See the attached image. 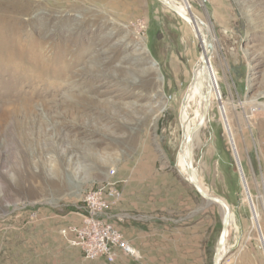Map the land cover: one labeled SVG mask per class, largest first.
Masks as SVG:
<instances>
[{"label":"rangeland","instance_id":"rangeland-1","mask_svg":"<svg viewBox=\"0 0 264 264\" xmlns=\"http://www.w3.org/2000/svg\"><path fill=\"white\" fill-rule=\"evenodd\" d=\"M175 1L208 25L214 43L217 96L194 129L192 166L233 215L221 264H264L262 204L253 225L243 190L246 182L254 194L264 176V0ZM200 53L189 27L157 0H0V264H101L59 230L77 222L89 189L107 181L121 189L136 173L135 200L150 207L128 201L121 215L151 216L152 194L172 190L192 196L178 228L191 224L203 239L130 246L141 259L123 264H211L221 211L175 166L180 103ZM187 111L195 125L198 104Z\"/></svg>","mask_w":264,"mask_h":264},{"label":"built area","instance_id":"built-area-1","mask_svg":"<svg viewBox=\"0 0 264 264\" xmlns=\"http://www.w3.org/2000/svg\"><path fill=\"white\" fill-rule=\"evenodd\" d=\"M115 174L110 170L109 175ZM254 183V194L245 182L243 186L245 200L250 210L251 221L258 216V203L262 204L264 216V176H260ZM115 181H107L89 189L83 196L82 208L76 213L77 222L64 226L59 230L60 237L73 249L79 251L89 261L104 260L107 264L115 262L116 251H121L134 261L139 262L141 256L130 247L122 234L113 224L108 222L107 212L118 206L121 192ZM243 185V183H242ZM117 221L123 222V216H117ZM260 233V242L264 245V238Z\"/></svg>","mask_w":264,"mask_h":264},{"label":"crops","instance_id":"crops-1","mask_svg":"<svg viewBox=\"0 0 264 264\" xmlns=\"http://www.w3.org/2000/svg\"><path fill=\"white\" fill-rule=\"evenodd\" d=\"M142 180V175L136 173L133 179H127V181L125 182L126 184L122 187H125L124 191L122 190V188H118V183L116 182V186L121 192V199L118 206L111 208L107 212V219L108 222L113 224L115 228L122 234L124 240L130 246H194V243L197 244V242L202 241V232H200V234H198L197 232V236L194 240L191 224H189L188 227L184 229L178 228V224H184L186 226V217L187 215L192 214L191 209L188 212L185 211V207L187 205L183 201V199L185 198L191 200L192 196L186 197L180 194L173 193L172 190L169 191L168 195H166V193V196H161V191H158L157 189V192L152 194V209L147 211L151 212L149 213L151 214V216H128L121 215L118 212L120 210L127 211L131 209L128 201L134 202L132 209H137L138 211H145L143 210L145 207L147 209L150 207L149 205L146 206L145 203L142 204L138 200H135L136 198H139V189L143 186ZM129 191H131L132 194V196L130 197L126 195L129 194ZM117 216H123L124 221L122 223L117 221ZM145 221L148 222V225L146 224L147 226L145 225ZM124 222H127L128 226H130L126 230H123L121 228V224H123ZM134 222H137V227L134 225ZM140 222H142V224L144 225H139ZM129 229L136 231L137 236L135 239L132 236V231H129ZM128 257L129 256H127L123 252L116 251V258L114 263L119 261L123 264L125 259L130 261V257ZM96 261L101 264H106L102 259Z\"/></svg>","mask_w":264,"mask_h":264},{"label":"bare ground","instance_id":"bare-ground-1","mask_svg":"<svg viewBox=\"0 0 264 264\" xmlns=\"http://www.w3.org/2000/svg\"><path fill=\"white\" fill-rule=\"evenodd\" d=\"M170 2L173 5H175L178 10H181L182 12H187L189 15L192 14L195 16V18L199 19L188 8L185 9L182 2H177L175 0H170ZM202 23L204 25L203 26L200 25L201 28L196 27L195 24H193L191 27L188 26L187 24L186 25L189 27V29L193 35V38L199 42L201 52H202V50L204 51V49L206 48L208 39H210V43L212 46V53H213L214 43H213L211 32L209 30L208 25L204 22H202ZM211 56H212V54L210 55V57ZM199 57H200V55L198 56L195 64L196 63L200 64ZM210 57L208 60H210ZM195 64L193 65V68H194ZM216 86H217L216 75H215V73L210 71V66L208 65L206 69L201 70V68H199V70L197 71V83L194 87L193 92L187 94L185 91L184 95L182 97V98H185V106L183 109L184 111H182V113H181V122H182V129H183V135L182 136L184 137V141L182 140V136H181L180 143H179L180 145H179L176 157H175V166L179 169L178 171L181 175H183V179L185 181H186L187 163L189 162V160H191V162H193L192 137H193L194 129H195V127H196V129H199L203 125V121H205V117H206V114L208 112L209 106L212 103V95H213V97L215 95L217 96ZM186 90H187V88H186ZM190 103L198 104V112L195 113L197 123L195 125L191 124L192 123L191 122V119H192L191 114L188 113V111H187L188 108L190 109ZM187 136H189V138H190L191 158L188 157V144L185 142V138ZM192 175H193V178H195L196 181L198 182L199 186L206 192V190L203 188V186L199 182V180L197 178L196 171L193 168V166H192ZM206 193H208V192H206ZM208 194H210V193H208ZM206 205H210V204L206 203ZM232 216H230V219H232ZM259 220H260V216L258 214L257 218H254V223H256ZM231 221L232 220H230V224H231ZM252 224H253V220H252ZM227 251H228V248H227V246H225V243H224V249L222 250L221 255L222 254L225 255V253H227Z\"/></svg>","mask_w":264,"mask_h":264},{"label":"water","instance_id":"water-1","mask_svg":"<svg viewBox=\"0 0 264 264\" xmlns=\"http://www.w3.org/2000/svg\"><path fill=\"white\" fill-rule=\"evenodd\" d=\"M157 1L159 3L161 2L164 5V7L169 9V11H171L173 14H175L182 22H184L188 26L191 27L193 24H195L196 27L201 28V26L204 25L199 19L195 18L194 15H192V14L189 15L187 12H182L181 10H178L176 8V6L170 2V0H157ZM181 2L183 5L184 4L188 5L185 2L183 3V1H181ZM184 7H185V9L189 8L188 6H184ZM211 54H212V46L210 43V39H208L206 48L204 49V51L202 50L200 57H199L200 64L196 63L194 68L191 71V79H190L189 84L187 85L188 87L186 90L187 94L193 92L194 87L197 83V71L199 70V68H201V70L207 68V66L209 65L208 59H209ZM184 106H185V98H182L181 103H180V108H179V117H178L179 123H180L181 136L183 135L181 113H182V111H184L183 110ZM218 111H219L220 117L222 118L220 109H218ZM195 130H197V129H195ZM182 140L184 141L183 136H182ZM185 142L188 144V157L191 158L189 136H187L185 138ZM228 142L231 146L230 141H228ZM231 148H232V146H231ZM235 162L237 163L236 158H235ZM237 170H238L239 174L241 175V171L239 170L238 166H237ZM241 179L243 182V178H241ZM186 183H188L193 188L195 193L201 198L202 201H204L208 204L216 205L217 207H219V209L221 211L220 232H219L218 237L216 239L214 251H213V255H212V259H211V264H221L222 259L225 256L224 254L221 255V253H222V250L224 249V243L226 242V237H227L229 229H230V220H231L230 216L232 215V212H231L228 204L223 199L206 193L199 186L198 182L196 181L195 178H193V175H192V162H191V160H189V162L187 163V167H186Z\"/></svg>","mask_w":264,"mask_h":264},{"label":"trees","instance_id":"trees-1","mask_svg":"<svg viewBox=\"0 0 264 264\" xmlns=\"http://www.w3.org/2000/svg\"><path fill=\"white\" fill-rule=\"evenodd\" d=\"M150 34V33H149ZM151 39H153V33H152V37H151Z\"/></svg>","mask_w":264,"mask_h":264}]
</instances>
